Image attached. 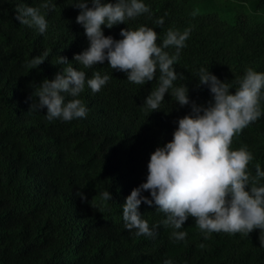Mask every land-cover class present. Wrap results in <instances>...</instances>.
Instances as JSON below:
<instances>
[{
	"label": "trees",
	"instance_id": "16d2710c",
	"mask_svg": "<svg viewBox=\"0 0 264 264\" xmlns=\"http://www.w3.org/2000/svg\"><path fill=\"white\" fill-rule=\"evenodd\" d=\"M44 2L0 0V264H264L259 229L205 239L194 218L178 230L166 227V214L142 202L138 212L154 235L137 236L122 216L126 197L146 182L150 155L172 140L178 120L192 114V102L207 107L213 101L208 86L198 83L200 69L228 83L232 94L247 69L264 72V0H141L149 12L112 28L102 25L103 35L114 40L122 39L121 29L153 28L158 46L168 29H190L174 64L178 78L153 111L145 100L159 87V69L152 81L137 85L107 60L85 68L73 60L90 43L76 23L80 0H51V10L41 7ZM18 4L40 10L48 25L43 34L21 27ZM87 6L93 7L90 0ZM160 18L163 25L156 24ZM164 50L175 53L174 47ZM45 53L32 69L31 60ZM59 56L69 63L59 64ZM67 67L84 71L86 80L95 72L110 79L96 93L85 83L79 96L64 94L66 102H83L86 117L48 120L46 108L30 107L38 102L40 84ZM182 85L190 101L185 106L174 96ZM261 96V117L231 145L252 153L253 177L257 164L264 171V89ZM105 191L110 201L101 199ZM141 195L151 199L147 191ZM174 231L187 236L176 240Z\"/></svg>",
	"mask_w": 264,
	"mask_h": 264
},
{
	"label": "clouds",
	"instance_id": "9594fccd",
	"mask_svg": "<svg viewBox=\"0 0 264 264\" xmlns=\"http://www.w3.org/2000/svg\"><path fill=\"white\" fill-rule=\"evenodd\" d=\"M90 2L93 5L91 8L87 6L89 0H80L75 5L80 9L76 23L83 26L90 43L85 51L74 55L73 60L85 68L107 60L112 70L125 72L127 80L137 85L152 81L159 69V87L145 100L152 111L159 110L165 93L178 78L174 64L179 59L180 50L185 47L190 29L182 33L168 29L159 46L157 32L146 26L137 30L121 29L122 39L114 40L103 35L102 25L112 28L125 23L126 19L149 12V8L141 0ZM41 7L51 10L54 5L51 0H45ZM16 11L15 19L22 24V28L36 27L41 34L46 31L47 22L38 8L18 4ZM163 23V18L156 21L157 25ZM169 47L175 48L174 54L164 50ZM46 57L47 53L34 57L31 68H37ZM58 63L69 62L59 56ZM180 77L183 79L182 74ZM109 79V75L101 76L95 72L92 78L86 80L84 71L67 67L53 80L45 79L40 84L36 93L38 102L32 103L30 108L37 111L46 108L48 120L84 118L88 110L83 102L80 99L66 102L64 94L73 98L79 96L85 89V83L96 93ZM198 83L208 86L213 101L207 107L192 102V114L178 120L172 140L150 155L146 182L133 189L122 205L125 228L130 231L136 229L137 236L154 235L138 212L142 202L149 206L155 203L157 209L166 214V219L161 221L166 227L178 230L189 217L194 218L205 239L214 232L244 235L254 229L264 232V186H257L264 178V171L257 164L256 174L251 176L248 165L253 160L252 153L246 146L236 150L231 147L233 138L262 115L264 72L247 69L234 94L229 91L230 85L220 81L208 68L200 69ZM187 93L186 85L175 89V100L181 106L190 103ZM143 191L149 192L151 199L141 195ZM78 195L85 199L82 193ZM101 199L110 201V193L103 192ZM172 235L176 240H184L187 233L174 231ZM164 264H171V261L166 260Z\"/></svg>",
	"mask_w": 264,
	"mask_h": 264
},
{
	"label": "rangeland",
	"instance_id": "374dc122",
	"mask_svg": "<svg viewBox=\"0 0 264 264\" xmlns=\"http://www.w3.org/2000/svg\"><path fill=\"white\" fill-rule=\"evenodd\" d=\"M54 4H56V3H54Z\"/></svg>",
	"mask_w": 264,
	"mask_h": 264
}]
</instances>
